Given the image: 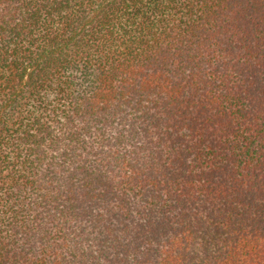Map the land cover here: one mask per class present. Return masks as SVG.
Here are the masks:
<instances>
[{"label":"trees","instance_id":"1","mask_svg":"<svg viewBox=\"0 0 264 264\" xmlns=\"http://www.w3.org/2000/svg\"><path fill=\"white\" fill-rule=\"evenodd\" d=\"M0 264H264V0H0Z\"/></svg>","mask_w":264,"mask_h":264}]
</instances>
